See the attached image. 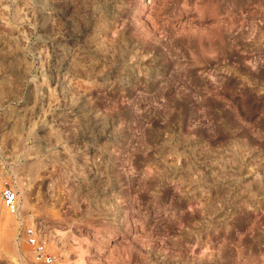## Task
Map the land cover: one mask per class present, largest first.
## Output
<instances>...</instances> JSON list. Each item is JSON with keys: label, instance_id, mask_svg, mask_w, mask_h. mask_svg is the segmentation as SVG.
Masks as SVG:
<instances>
[{"label": "rangeland", "instance_id": "obj_1", "mask_svg": "<svg viewBox=\"0 0 264 264\" xmlns=\"http://www.w3.org/2000/svg\"><path fill=\"white\" fill-rule=\"evenodd\" d=\"M0 0V264H264V0Z\"/></svg>", "mask_w": 264, "mask_h": 264}, {"label": "built area", "instance_id": "obj_2", "mask_svg": "<svg viewBox=\"0 0 264 264\" xmlns=\"http://www.w3.org/2000/svg\"><path fill=\"white\" fill-rule=\"evenodd\" d=\"M0 199L9 215H18V195L8 182H4L3 184L2 190L0 191ZM19 234L25 245H27L31 251L33 264H55V256L48 251L45 241L41 238L35 226H30L20 221Z\"/></svg>", "mask_w": 264, "mask_h": 264}, {"label": "bare ground", "instance_id": "obj_3", "mask_svg": "<svg viewBox=\"0 0 264 264\" xmlns=\"http://www.w3.org/2000/svg\"><path fill=\"white\" fill-rule=\"evenodd\" d=\"M151 5L152 0H140L138 4L140 14L143 16L147 15L150 11Z\"/></svg>", "mask_w": 264, "mask_h": 264}]
</instances>
